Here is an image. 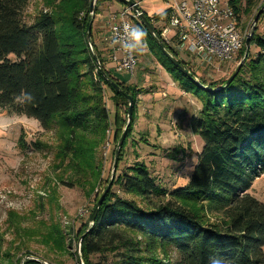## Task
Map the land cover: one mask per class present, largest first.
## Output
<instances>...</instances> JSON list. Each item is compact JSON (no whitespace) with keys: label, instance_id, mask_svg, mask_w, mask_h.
<instances>
[{"label":"trees","instance_id":"16d2710c","mask_svg":"<svg viewBox=\"0 0 264 264\" xmlns=\"http://www.w3.org/2000/svg\"><path fill=\"white\" fill-rule=\"evenodd\" d=\"M45 1L49 8L27 21L29 0H0V109L35 119L43 130L58 133L55 165L69 158L66 167L87 174L93 190L94 183L109 181L101 173V159L94 157L110 126L106 92L115 107L113 124L119 120L121 103H128L125 93L133 98L122 148L135 119L136 88L116 78L96 51L92 37L99 12L94 7L91 19L90 0ZM230 1L238 13L243 1L255 7L257 0ZM145 15L151 23L161 17ZM260 17L264 23V8ZM90 21L92 51L86 39ZM141 26L150 46L163 56V67L201 104L189 120L191 132L203 142L193 170L185 185L168 190L144 165L135 163L114 177L93 223L88 218L95 204L77 228L80 255L68 251L73 237L66 242L67 232L60 226L53 227L45 242L60 250L66 243L65 251L76 254L78 264L79 258L83 264H264V203L248 192L264 174V32L256 28L252 33L250 45L256 52L247 51L239 72L224 87L227 78L202 80L200 85L191 81ZM164 46L188 70L187 62ZM245 52L243 46L238 60ZM111 81L125 93L115 90ZM118 130L117 140L122 133ZM17 143L25 148L23 137ZM32 145L35 150L50 148L39 141ZM24 254L22 264H41ZM11 257L6 255L8 260L0 264H20L21 257Z\"/></svg>","mask_w":264,"mask_h":264},{"label":"rangeland","instance_id":"374dc122","mask_svg":"<svg viewBox=\"0 0 264 264\" xmlns=\"http://www.w3.org/2000/svg\"><path fill=\"white\" fill-rule=\"evenodd\" d=\"M132 1L149 17L157 14L162 16L167 8L165 0ZM93 3L99 12L95 16L93 35L99 32L105 35L108 30V14L119 10L122 4L113 0H94ZM263 6L264 0H257L255 7H247L244 1L241 3L237 21L240 30L247 34L256 13ZM48 8L45 0H29L25 11L27 21L39 10ZM256 28L257 31L264 32L262 17L254 24V33ZM148 39L142 32L134 46L137 63L132 75L113 70L116 78L136 88L135 119L131 134L119 152L114 177L122 170H127V167L140 163L158 185L169 190L186 184L197 154L203 147L200 137L193 134L189 127L190 117L197 114L201 104L193 94L182 90L180 84L163 67V56L155 47L150 46ZM91 47L93 50L92 45ZM256 50L255 45H250L248 53L253 55ZM183 56L186 55H178L177 58L185 61ZM186 65L200 85L202 80L211 82L227 78L235 67V62L228 64L223 73L222 70L210 72V67L214 65L203 66L192 59ZM109 97L110 93L107 91L105 102L109 111V130L100 146L94 149L95 160L102 161L99 165L106 180L110 178L112 152L117 141L115 131L117 128L118 131H123L128 109V103H121L119 120L113 124L116 112ZM23 121V129L12 126L5 128L0 134L4 135V138L0 137V261H7L6 255H11L12 260L21 257L22 264L21 259L26 252L48 264H78L76 254L71 255L65 251L66 243L63 246L65 249L60 250L53 243H46L45 238L50 235L53 227L60 226L67 232L66 242L73 237L68 251L77 253V228L87 220L97 202V195L104 190L107 181L94 183L92 190L85 177L87 174L77 175L66 167L69 158L61 166H56L53 150L60 143L58 133L43 130L39 122ZM20 137L26 143L24 149L17 143ZM35 141L50 148L35 150L32 145ZM113 190L118 191L116 186H113ZM248 192L264 203V174L253 181ZM121 196L135 198L131 194ZM135 200L144 205L140 199Z\"/></svg>","mask_w":264,"mask_h":264},{"label":"built area","instance_id":"2783aa9c","mask_svg":"<svg viewBox=\"0 0 264 264\" xmlns=\"http://www.w3.org/2000/svg\"><path fill=\"white\" fill-rule=\"evenodd\" d=\"M165 4V15L154 21L155 25L152 23L159 28L164 45L177 56L186 55L183 59L188 63L192 59L204 66L214 65L210 72L225 70L232 62L236 66L252 24L247 34L240 30L238 13L230 0H165ZM107 27L115 69L132 75L137 63L134 46L142 33L138 15L124 5L108 15Z\"/></svg>","mask_w":264,"mask_h":264},{"label":"water","instance_id":"95a60500","mask_svg":"<svg viewBox=\"0 0 264 264\" xmlns=\"http://www.w3.org/2000/svg\"><path fill=\"white\" fill-rule=\"evenodd\" d=\"M120 1H122L125 6L131 8L138 15V18H139L141 24L146 28V30L149 33V35L154 38L155 43L161 49V51L165 55V57L172 63V65L175 66L176 68H178L181 71V73H183L186 77L191 79V81H196V79L192 77L190 72L188 70H186L178 62L176 57L164 46L162 40L160 39L158 33L156 32L155 26L148 20L147 16L145 15V12L138 6V4L135 3L132 0H120ZM93 4H94L93 0H91L90 1V11H89L91 19L93 18V15H94V10H93L94 6H93ZM263 8H264V6L261 9H259V11L256 13V15H255V17L253 19V23H252V27H251L250 33H249L248 37L245 39L244 46L246 48V52L243 55V57L236 64L235 68L233 69V72L227 77V79L225 81V84L223 85L224 87H226V86H228L230 84L232 79L239 72V69L241 68L243 62L246 59L247 51H248V48L250 46L253 26L257 22L258 17L261 14ZM91 26H92V21H90V23L88 25L86 39H87V42H88V45H89V49L92 51V47H91L90 42H89L90 34H91ZM95 63L97 65V67L101 70V72L104 75H106L104 73V70H102L101 65H100V63H99V61L97 59H95ZM111 83H112V85H113L115 90L121 91L122 93H125L121 89V87L119 85L115 84L112 81H111ZM125 95L127 96V99H128V109H127L125 127H124V129H123V131H122V133H121L120 137L118 138L117 143L115 145L114 154H113V162H112V167H111V173H110L109 181H108L106 187L104 188V190L102 191L101 195L99 196L97 202L95 203V205H94V207H93V209H92V211H91V213L89 215L88 221H89L90 225L93 223V221L95 219V216H96V214L98 212V209L101 206V204H102V202H103V200L105 198V195L107 194V192L110 189L111 184L113 182L114 172H115V169H116L120 148H121L123 140L125 139L127 128L129 127V124H130V121H131V118H132L133 98H132V96H130V95L126 94V93H125ZM81 238H79V240L77 242V246H78L77 253L80 252V241H81ZM25 258H32V259H35L36 261L40 262L41 264H48L46 261H44V260H42L40 258H37V257L30 256V255H27ZM78 262H79V264H83V262H82V260L80 258H79Z\"/></svg>","mask_w":264,"mask_h":264},{"label":"crops","instance_id":"0c3cea01","mask_svg":"<svg viewBox=\"0 0 264 264\" xmlns=\"http://www.w3.org/2000/svg\"><path fill=\"white\" fill-rule=\"evenodd\" d=\"M114 2H119V1H116V0H113ZM120 3V2H119ZM122 4V3H121ZM124 6V4H122V7ZM121 7V8H122ZM120 8V9H121ZM119 9V10H120ZM119 10H113V12H116V11H119ZM167 11V8L165 9V11L163 12V15H165ZM110 14V13H109ZM108 14V15H109ZM162 15V16H163ZM101 28V27H100ZM108 28V27H107ZM95 32V31H94ZM95 35L94 38H93V41L95 43V49L97 52H99L100 56L104 59L105 61V67L109 70H116L115 69V64L111 61L110 59V54H111V51H110V48L108 46V42H107V38H108V30L106 32L105 35L101 34V32H99L98 34L94 33ZM204 66V65H203ZM230 67V66H229ZM222 73H223V70H222ZM25 116H20V115H14V114H7L4 110L0 109V134L2 132H4L3 130H5V128H9V127H18L19 129H23L24 128V121L23 120H27V121H34L35 123L38 122L37 120L35 119H32V118H27ZM23 119V120H22ZM40 125V124H39ZM2 135V134H1ZM1 139L4 138L3 136H1ZM6 135V134H5ZM6 137V136H5Z\"/></svg>","mask_w":264,"mask_h":264}]
</instances>
